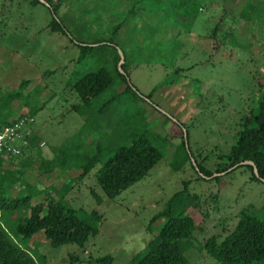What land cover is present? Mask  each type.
Returning a JSON list of instances; mask_svg holds the SVG:
<instances>
[{"label": "rangeland", "instance_id": "374dc122", "mask_svg": "<svg viewBox=\"0 0 264 264\" xmlns=\"http://www.w3.org/2000/svg\"><path fill=\"white\" fill-rule=\"evenodd\" d=\"M144 1L148 5L143 8L133 6L136 0H64L58 14L53 13L57 20H64L67 33L63 34L50 26L52 14L47 6L33 5L31 0H0V75L18 69L38 86L31 101L42 104L46 100L30 125L38 140L26 151L38 159L29 171L33 179L40 176L44 183L55 181L61 186L71 175L76 176L78 163L98 150V143L104 160L119 145L129 144L133 135L147 136L164 153L147 175L112 198L96 177L102 162L77 180L67 198L77 209H97L102 214L100 232L84 245L52 246L44 234L36 235L47 264H100L97 259L109 254L114 257L111 264H130L164 223L163 218L153 217L186 185L200 202L192 209L199 227L185 250L192 264H222L203 245L213 235L224 238L243 212L264 220V181L254 178L244 166L216 172L228 163L230 146L263 93L264 13L258 27L248 21L238 25L240 45H216L210 28L223 14L220 4L237 9L245 0H210L209 10L190 31L175 13L157 16L152 1ZM124 17V29L139 23L140 30L132 35L127 32L123 38L112 35L111 29ZM101 36H113L120 45L109 43L99 54L93 52L78 63L80 47L70 38L98 45L105 41H92ZM173 36L184 43L176 61L168 51ZM117 52L127 61L125 69L120 68L121 58L115 66ZM99 66L112 72L114 88L94 101L92 109L99 117L86 125L85 117L73 107L81 100L68 80L75 70ZM52 69L56 72L50 74ZM122 74L132 90L120 93L126 86ZM165 79L169 83L149 95ZM19 82L11 77V86ZM46 84L51 88L47 92L43 89ZM115 93L120 94L105 103ZM182 127L189 155L220 177L204 176L192 158L184 161L183 152L177 162L181 167L173 166V152L183 139ZM58 153V158L65 159V174L57 166L44 172L41 157Z\"/></svg>", "mask_w": 264, "mask_h": 264}, {"label": "trees", "instance_id": "16d2710c", "mask_svg": "<svg viewBox=\"0 0 264 264\" xmlns=\"http://www.w3.org/2000/svg\"><path fill=\"white\" fill-rule=\"evenodd\" d=\"M151 1V5L157 8V16L170 14L171 11V14L175 13L178 16L181 24L189 25V31L193 29V23L209 10L210 2V0ZM47 2L49 5L41 0H31L33 5L47 6L52 14L49 24L53 30L67 33L64 20L62 18L57 20L53 15L54 12L58 14L64 0L59 2L47 0ZM146 5L148 3L144 0H136L133 4L134 7L143 6V8ZM220 6L223 8V14L210 28L211 40L216 45H240L238 25L248 21L258 27L264 13V0H245L241 8L237 9L223 4ZM124 23L125 17L111 29L112 35L117 34L119 38H123L127 32L128 35H132L136 30H140L139 23L128 30L124 29ZM112 37L101 36L92 41H105L98 45L83 44L70 38L80 47L77 62H85L93 52L99 54L100 49L102 51L109 43L117 44ZM183 44L177 36H173V44L168 46V51L173 53L174 61ZM120 58L117 52L114 59L115 66ZM126 64L127 61L123 63L124 69ZM17 70L7 69L3 76L0 75V126L23 116L35 117L46 104V100L42 104L31 101L32 92L37 90L38 86L34 84L32 77L24 76ZM179 70L180 67H177L176 71ZM48 72L53 74L56 69ZM11 77H15L17 81L20 79L14 87L11 86ZM122 78L126 86L120 93L132 90L124 74ZM114 82L112 72L105 66L91 67L84 71L75 70L71 74L68 84L73 86L81 100L73 107L85 117L86 125L97 121L99 115L94 114L93 103L109 89H113ZM168 83L167 79L161 81L149 95ZM43 89L47 92L51 88L46 84ZM262 90L257 108L249 112L247 120L238 131L236 141L230 146L228 163L216 172L226 171L236 163L251 159L257 165L260 175L264 177V84ZM120 93L112 94L105 103L115 100ZM104 110L105 108L101 107L99 112L103 113ZM92 126L94 127V124ZM184 132L182 127V142L173 152L172 164L176 169L181 167L177 162L182 152L184 161L191 160ZM132 137L129 144L119 145L104 160L102 145L98 143V150L86 155L82 162L78 163L79 170L77 169L76 176L71 175V178L66 179L61 186L55 181L44 183L40 176L33 179L29 171L38 159L26 154V151L23 155L0 152V264H47V257L39 250L41 242L35 239L38 234H44L47 242L52 246L72 242L84 245L92 235H97L102 225V214L97 209L88 211L82 207L75 208L70 204L67 194L74 183L84 179L99 162H102V165L97 170L96 177L100 186L111 198L147 175L163 158L164 153L147 136L140 134ZM28 139L29 147L38 141L33 132L28 134ZM58 156L59 153L52 158L41 157L44 162V172H51L57 166L60 172L65 174L63 173L65 159H60ZM197 164L205 175L213 174V171L201 162L197 161ZM243 166L251 170L254 178L260 179L251 164L239 165L230 171ZM55 192L58 194L55 195ZM198 199V195L191 193L187 185L175 192L166 202L164 209L153 217V220L163 218L164 223L147 243L145 251L137 253L130 264H192L185 250L199 227L198 218L192 213L193 208L200 206ZM203 246L222 264H264V220L254 213L243 212L235 227L224 238L219 239L213 235ZM113 260L114 257L110 254L97 259L100 264H111Z\"/></svg>", "mask_w": 264, "mask_h": 264}, {"label": "built area", "instance_id": "2783aa9c", "mask_svg": "<svg viewBox=\"0 0 264 264\" xmlns=\"http://www.w3.org/2000/svg\"><path fill=\"white\" fill-rule=\"evenodd\" d=\"M34 117L23 116L0 126V152L23 155L29 148L28 134Z\"/></svg>", "mask_w": 264, "mask_h": 264}, {"label": "water", "instance_id": "95a60500", "mask_svg": "<svg viewBox=\"0 0 264 264\" xmlns=\"http://www.w3.org/2000/svg\"><path fill=\"white\" fill-rule=\"evenodd\" d=\"M41 1L49 5V2H47V0H41ZM123 62H124V58H123V54H122L121 61L119 62L120 68H122V69H123V67H122ZM185 141H186V144L188 145L187 133H185ZM190 155H191L192 161L194 162V164L196 165V167H197V168L199 169V171L201 172V170H200V168H199V166H198V164H197L196 159L193 157L192 154H190ZM243 164H251V165H253L255 174H256L260 179H262V180L264 181V177L260 175V172H259V169H258L257 165H256L255 162H254L253 160H251V159L243 160V161H241V162H239V163H236L235 165H233L232 167H230L229 169H227L226 171H223V172L226 173L227 171H230V170H232V169L238 167L239 165H243ZM201 173H202L204 176H206L207 178H211V177H213V176H216V175H219V174H220V173H216V174H213V175H210V176H209V175H205L203 172H201Z\"/></svg>", "mask_w": 264, "mask_h": 264}]
</instances>
